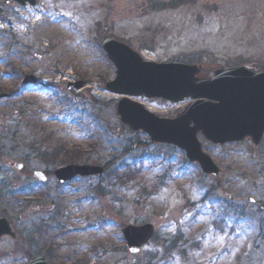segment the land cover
I'll use <instances>...</instances> for the list:
<instances>
[{"label":"rangeland","instance_id":"obj_1","mask_svg":"<svg viewBox=\"0 0 264 264\" xmlns=\"http://www.w3.org/2000/svg\"><path fill=\"white\" fill-rule=\"evenodd\" d=\"M0 25V93L10 95L0 99V218L17 235L0 239V264H26L30 253L48 264H264V136L257 146L199 136L220 169L204 175L119 121V97L104 88L115 68L101 48L114 38L147 60L200 64L201 75L259 69L264 0H1ZM24 74L39 88L23 85ZM135 100L167 117L189 102ZM62 148L104 173L58 184L52 172L63 164L48 159ZM34 169L47 170L46 183ZM146 223L153 239L130 254L121 229Z\"/></svg>","mask_w":264,"mask_h":264},{"label":"water","instance_id":"obj_2","mask_svg":"<svg viewBox=\"0 0 264 264\" xmlns=\"http://www.w3.org/2000/svg\"><path fill=\"white\" fill-rule=\"evenodd\" d=\"M21 5H33L35 0H14ZM102 49L116 70L115 78L105 89L119 95L115 113L131 131L146 133L154 143L171 144L184 151L189 162L196 163L206 175H217L218 167L206 155L198 141L201 135L212 144L223 145L250 139L256 145L264 133V69L253 72L244 66L217 68L211 77H199L201 66L181 62H153L123 42L107 38ZM24 84H38L32 75H25ZM82 83L68 84L78 89ZM162 98L180 102L192 101L172 118L156 115L131 97ZM7 94H0V99ZM17 170L22 164L14 163ZM103 167L86 164H68L54 170L59 183L75 176L102 174ZM32 176L46 181L44 172L35 170ZM130 253H137L148 243L155 227L150 223L127 225L121 230ZM16 238L8 221L0 218V238ZM27 264H47L43 255H36Z\"/></svg>","mask_w":264,"mask_h":264},{"label":"trees","instance_id":"obj_3","mask_svg":"<svg viewBox=\"0 0 264 264\" xmlns=\"http://www.w3.org/2000/svg\"><path fill=\"white\" fill-rule=\"evenodd\" d=\"M47 156L48 155L46 153H43L42 159L47 160L46 159ZM49 156H50V158L48 159V161L53 162V161H56L60 158L59 160L62 162V164L72 163L76 160H81V158H79L80 153L78 151H75L74 149H73V151H69V149L62 148V150L59 154L53 153V154H49ZM27 158L28 157H24V159H27ZM3 187H4V185L1 186V188H3ZM0 193H3L2 189H0ZM31 255L32 254L30 253L29 256H31Z\"/></svg>","mask_w":264,"mask_h":264},{"label":"flooded vegetation","instance_id":"obj_4","mask_svg":"<svg viewBox=\"0 0 264 264\" xmlns=\"http://www.w3.org/2000/svg\"><path fill=\"white\" fill-rule=\"evenodd\" d=\"M251 70H253V69H251ZM257 70H260V69H257ZM255 71V70H254Z\"/></svg>","mask_w":264,"mask_h":264}]
</instances>
